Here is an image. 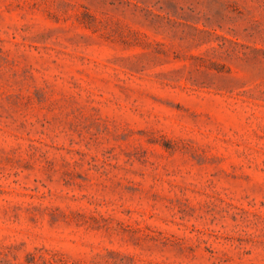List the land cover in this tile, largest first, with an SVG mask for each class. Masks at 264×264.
Returning a JSON list of instances; mask_svg holds the SVG:
<instances>
[{
	"label": "rangeland",
	"instance_id": "obj_1",
	"mask_svg": "<svg viewBox=\"0 0 264 264\" xmlns=\"http://www.w3.org/2000/svg\"><path fill=\"white\" fill-rule=\"evenodd\" d=\"M0 264H264V0H0Z\"/></svg>",
	"mask_w": 264,
	"mask_h": 264
}]
</instances>
